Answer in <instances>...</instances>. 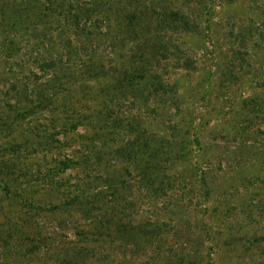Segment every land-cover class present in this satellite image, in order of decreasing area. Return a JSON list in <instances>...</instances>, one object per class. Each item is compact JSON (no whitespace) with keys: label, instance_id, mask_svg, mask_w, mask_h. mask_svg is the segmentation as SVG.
Instances as JSON below:
<instances>
[{"label":"rangeland","instance_id":"1","mask_svg":"<svg viewBox=\"0 0 264 264\" xmlns=\"http://www.w3.org/2000/svg\"><path fill=\"white\" fill-rule=\"evenodd\" d=\"M40 1L35 11H45ZM128 1L121 12L140 10L147 24L155 19L146 15L165 8L183 12L194 29L160 36L154 60L152 36H111L125 41L117 51L97 16L73 34L68 0L24 23L18 18L28 12L15 13L17 5L32 0H0V44L14 45L10 57L0 49V146L18 134L30 143L19 184L39 205L57 204L63 200L44 194L54 173L42 175V158L59 152L72 161L53 179L86 197L99 253L92 264H264V0ZM134 56L149 57L146 72L157 78L142 91H108L116 84L109 77L140 61ZM91 58L101 68L90 65L87 74ZM68 117L78 120L75 132L60 130ZM50 136L65 142L60 150ZM70 214L0 228V264H54L27 249L45 236L47 245L76 242L84 216Z\"/></svg>","mask_w":264,"mask_h":264},{"label":"trees","instance_id":"2","mask_svg":"<svg viewBox=\"0 0 264 264\" xmlns=\"http://www.w3.org/2000/svg\"><path fill=\"white\" fill-rule=\"evenodd\" d=\"M42 1H44L43 3H46L45 11H35L37 4L41 2L40 0H32L31 3H28V1L17 5V7L21 9L16 10L15 13L20 12L21 10H23V12H28L25 15L24 20L22 18H18L19 21L17 23H24L26 19L27 21L31 19L43 20V18L49 17L53 12H56V9H61L67 4V0ZM68 1L70 11L67 12H69L68 17H70V26L73 29L72 31H74L73 34L79 35L80 32L84 33L87 23L91 21L93 16H97L98 19L100 18L99 21H102V24L104 25L106 30L105 36L109 37L112 45L115 47V49H117V51H119V45H125V41L119 42V39L113 38L111 36H152L149 42L151 48L147 55H149L152 59L154 57V60L155 52H158L159 49L164 48L165 43L160 39V36H166L167 33L186 32L194 29L193 24L189 21L187 16L179 10L163 8L161 13H157L155 12L156 10H152L154 15H150V19L148 18V15H146V18L150 23L151 18L155 19L156 22L154 21L151 24H147L146 20H144L145 16L140 10L135 9L128 14L121 12L122 9L119 8V3L121 0H88V2H83L82 0ZM129 2L130 0L128 3ZM46 11L48 12L46 13ZM61 15H64V12ZM17 17H20V14H18ZM133 41L134 39L132 38L131 42ZM5 42L6 41H1L0 49H4L6 51L5 54L10 57L13 55L11 53L13 52L12 46L14 45H11V43H9L10 46L5 45ZM72 44L73 43L71 41H68V47L73 48ZM70 54L66 52L62 55L65 59L69 56H72ZM135 58H138L140 61L133 62L128 68H126L130 71V73L125 72L126 69L123 70L124 72H119L118 69L116 76L112 78L109 77L111 80H114L116 84L115 86H107L106 89H108V91H113L115 92L114 94H119V89L123 88L133 89L138 88L139 86L140 91H142V87H150L153 79H156L157 77H154L153 74L146 72V70H148L147 68L151 66L149 57L134 56L133 60ZM43 63V67H40V70H46L47 67L54 66V62L52 60H50V62L43 61ZM90 65H93L95 69L97 65L99 68H101V65H95L91 58L89 59V62L86 66L85 73L87 74L93 73L92 71H94V68L90 69ZM39 97L41 100L43 99L42 95ZM94 115V118H91L95 125V127L93 126V129L100 131L104 127V123L101 119H98V117L102 114L96 113ZM81 118L83 121L84 119H88L89 116ZM4 120L5 119H3L1 126H4L5 123L8 124ZM77 121L78 120H74V118L71 117L65 118L60 126V130L75 132L78 129ZM12 123L14 124V122ZM12 127L16 126L12 125ZM50 137L53 141H57L54 140L55 137ZM86 138L87 136L81 137L83 140H86ZM26 139V136L19 134L12 137L9 136L7 140H5V143L2 145V147L0 146V194H4L3 196H0V228L11 230L13 227L18 228L19 224L26 225V227H33L32 225H34V223L32 219L38 217V215L53 216L54 214H58L59 216L65 217V219H67L71 216L70 213H78L81 217L84 216L82 220V223L84 224H82L80 227L74 226V228L77 229L76 242H58L56 244L52 242L47 245L45 240H49V238L45 236V239L41 238L42 241L39 243L37 240H34L33 242L38 243V245H32V247L29 246L27 250L31 256L35 258H40L39 256H42L44 257V260L47 262L52 261L54 264H92L94 261L98 260L97 256L99 253L96 252L97 245L92 244L91 240H89L88 233H90V230L87 227L90 226V224H88L87 218L85 216L88 214V210L85 205L87 202L86 197L83 194H77L76 189L75 191L70 190V188L67 189L66 186L53 179L57 174H63L68 168H71L72 161L67 158H61L62 156L59 152L57 154L50 152L48 156L42 158L44 162H46V158H49V161L46 163V173L42 175L47 177V175L54 173L52 175L53 178L51 177L52 182L48 184L47 190H44V194L49 193L47 195H50L51 198L55 197L54 199H62L63 201L57 204L49 203L41 206L33 198L36 193L31 192L30 188L27 189L24 182H21V184H23L22 186L19 184V178L25 176V174H22L23 170L27 171L26 169L28 167V163L25 160H22L23 162L20 160L21 154L27 152V150L24 148L27 147L28 144L30 145ZM57 143V149L60 150L65 142L57 141ZM117 152L119 153V148L117 149ZM35 153L36 152L29 153L30 155L28 158L34 160ZM54 155L57 156L53 157ZM19 162L25 165L22 167L20 166ZM9 176H12L13 179V182L11 183ZM15 185H17V188L14 187ZM114 186L115 184H108L109 190L114 192ZM76 188L79 191L78 186ZM109 212H111V210ZM106 213H108V211H106ZM77 222L79 223V221ZM112 226L115 227L114 231L119 236V220H117V222L113 221ZM140 233L141 232L139 231L137 232V237ZM128 234L132 236V238L137 239L135 233L132 234L130 231ZM40 243L42 244V248ZM42 251L45 252L44 255L41 254Z\"/></svg>","mask_w":264,"mask_h":264}]
</instances>
